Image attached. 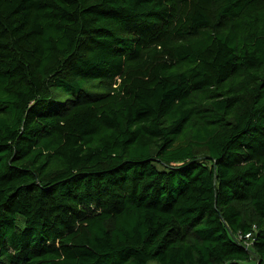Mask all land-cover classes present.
<instances>
[{
  "label": "trees",
  "instance_id": "obj_1",
  "mask_svg": "<svg viewBox=\"0 0 264 264\" xmlns=\"http://www.w3.org/2000/svg\"><path fill=\"white\" fill-rule=\"evenodd\" d=\"M0 264H264V0H0Z\"/></svg>",
  "mask_w": 264,
  "mask_h": 264
},
{
  "label": "built area",
  "instance_id": "obj_2",
  "mask_svg": "<svg viewBox=\"0 0 264 264\" xmlns=\"http://www.w3.org/2000/svg\"><path fill=\"white\" fill-rule=\"evenodd\" d=\"M239 238L244 242L246 246H250L253 241L252 232H247L244 235H240Z\"/></svg>",
  "mask_w": 264,
  "mask_h": 264
}]
</instances>
